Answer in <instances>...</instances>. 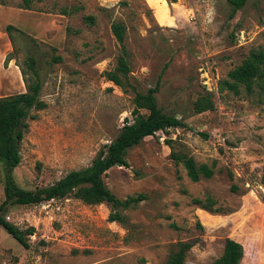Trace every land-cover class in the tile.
Here are the masks:
<instances>
[{"label":"rangeland","instance_id":"374dc122","mask_svg":"<svg viewBox=\"0 0 264 264\" xmlns=\"http://www.w3.org/2000/svg\"><path fill=\"white\" fill-rule=\"evenodd\" d=\"M0 3V23L17 29L3 48L13 58L0 59V96L25 90L20 66L33 55L46 103L26 120L13 170L18 186H46L89 165L126 119L134 121L132 90L104 76L119 50L114 21L126 26L130 82L145 92L160 77L158 105L185 123L146 137L128 150L127 167L104 176L119 198L147 196L124 211L126 226L108 220L105 203L72 197L10 205L5 220L35 233L25 248L0 226V264H164L179 240L194 241L186 264H210L227 237L242 244L240 264H264V94L217 90L250 49L264 48V0H246L234 14L226 0H29L30 9L24 0ZM206 92L214 108L196 113L192 103ZM165 139L175 152L213 163V176L192 182ZM206 195L218 211L191 202ZM4 198L0 162V203Z\"/></svg>","mask_w":264,"mask_h":264},{"label":"trees","instance_id":"16d2710c","mask_svg":"<svg viewBox=\"0 0 264 264\" xmlns=\"http://www.w3.org/2000/svg\"><path fill=\"white\" fill-rule=\"evenodd\" d=\"M169 3L176 0H167ZM234 14L246 0H226ZM24 9H30L29 0H24ZM63 9L62 14H67ZM91 24L93 19L85 17ZM17 30L11 24L6 26V33L11 36V31ZM111 31L118 44L119 50L112 69L104 71L108 81L120 87L123 91L132 90L133 109L131 114L135 117L133 122L127 119L121 126L113 140L102 145L91 160V163L79 169L69 170L61 178L46 186L25 189L18 186L13 177V170L21 161L19 144L28 129L27 119H33V110L46 107L41 98L42 82L37 68V60L33 55H27L20 72L25 83L23 92L0 96V162L4 170V200L0 203V226L20 245L28 248L29 236L35 233L33 226L21 229L5 220L4 213L10 205H34L52 199L72 197L88 205L105 203L109 206L108 220L119 222L126 226L127 217L125 210L136 207L147 198L144 193H136L119 198L106 185L104 176L107 171L115 166H128L126 155L129 149L141 143L143 139L154 136L158 132H166L169 128L183 127L185 123L174 115L168 114L157 103L156 94L159 91L160 77L154 86L145 92L138 91L130 82V53L126 44V26L118 20L111 24ZM13 57L8 53L4 59L7 63ZM59 60L60 57L54 58ZM259 89L264 94V48H252L241 62L226 73V77L217 83V90L239 94L241 89L252 93ZM193 110L201 113L214 108L213 97L210 92L199 95L192 103ZM144 110L145 113H142ZM206 136L205 133H203ZM171 149L170 157L176 164L182 165L187 177L192 182L202 178H211L214 174V164L197 162L191 155L172 150L171 139H165ZM196 204L209 211H218L217 201L211 195L204 198L193 197ZM194 245V241L179 240L174 243L167 255L164 264H186L187 252ZM244 255L242 244L227 237L219 257L210 264H240Z\"/></svg>","mask_w":264,"mask_h":264},{"label":"crops","instance_id":"0c3cea01","mask_svg":"<svg viewBox=\"0 0 264 264\" xmlns=\"http://www.w3.org/2000/svg\"><path fill=\"white\" fill-rule=\"evenodd\" d=\"M3 4L0 3V6H2ZM5 5V4H4ZM4 7V6H2ZM19 11H22L23 12V9L22 8H19V7H16ZM8 25V22H2L0 23V59L6 57V55L8 53H6L5 50H7V40H6V36H7V33H6V26ZM5 48V50L3 49ZM6 54V55H5Z\"/></svg>","mask_w":264,"mask_h":264},{"label":"built area","instance_id":"2783aa9c","mask_svg":"<svg viewBox=\"0 0 264 264\" xmlns=\"http://www.w3.org/2000/svg\"><path fill=\"white\" fill-rule=\"evenodd\" d=\"M204 83L206 84V83H208V82L204 81Z\"/></svg>","mask_w":264,"mask_h":264}]
</instances>
